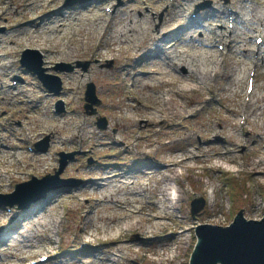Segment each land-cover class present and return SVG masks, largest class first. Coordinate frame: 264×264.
Returning a JSON list of instances; mask_svg holds the SVG:
<instances>
[{"label": "rangeland", "instance_id": "rangeland-1", "mask_svg": "<svg viewBox=\"0 0 264 264\" xmlns=\"http://www.w3.org/2000/svg\"><path fill=\"white\" fill-rule=\"evenodd\" d=\"M222 1L176 0V7L166 12L159 0H93L81 3L88 6L84 13L64 17L68 18L65 23V35L61 37L64 40L57 42L55 39L59 37L62 27L56 30L57 33L46 30L48 25L42 29L43 25L37 17L43 15L41 6L46 7L52 2L48 7L55 10L60 0H14L11 7H7L4 0H0V28L4 30L0 34V120L2 114L14 115L10 123L0 125V133L5 136L3 139L8 141L6 143L23 147L15 153L0 148V172L9 171L16 180L15 183L19 184L29 181L32 177L41 179L52 174L58 167L53 160L56 154L53 153L79 152L72 160L67 159V165L60 178L81 180L80 184L67 191L51 192L45 208L41 209V205L35 203L31 211L25 214L17 212L13 207L14 219L10 224H6L3 206L0 205V225H5L1 240L7 245L5 247L0 243V264H24L26 260L36 259L38 254H44L45 247L49 245V237L53 238L50 234V224L57 216L63 217L61 227L66 253L47 264H110V257H114L113 253L118 249L123 250L121 264H187L195 242L193 226L196 224L224 227L239 210H243L246 219L259 220L262 217L264 162L258 164L257 161L264 159V58L262 62L257 63L255 69V88L251 98L247 100L249 107L244 132L239 131L236 122L241 104L246 101V77L250 72L252 60L250 52L247 53L246 60L243 57L245 43L248 41L251 49L254 34L260 33L264 38V26L260 27V23L264 24V0H246L247 7H242L243 0H234V7L238 12L235 41L232 46L234 48L226 54L227 70L225 65L218 69L217 73L220 75L214 85H198L191 80L184 81L188 70L182 65L167 69L168 75L162 73V65L158 66V53H155L153 61L156 62L153 66L140 64L139 58L144 52L137 55L135 50L137 46L143 50H154L153 44L159 45L161 42H157L160 37L157 33L161 27V33L166 29L172 30L170 34H166L167 38L172 40L162 45L171 43L169 51L173 49L175 58L176 54L187 53L189 61L198 59L201 50L203 55L208 51L203 48V44L209 40L204 29L215 21L213 8ZM110 2L114 3V9H117L115 19L107 30L100 31L101 24L106 25L107 20H99L97 26L92 25V22L105 13L101 9L111 6ZM142 2L144 4H141ZM144 5H147V9ZM193 5L205 6L198 12L200 21L196 25H189L185 11ZM78 6L79 4H76V7ZM71 7L74 6H66L65 11L68 12ZM122 9L127 16L126 30L132 26L141 31V24H148L147 30L141 32L145 31L146 34L140 35L144 37V41H137L139 36L136 38V34L134 36L131 32L124 34L126 39H108L113 37L114 31L121 26L117 23V18ZM129 18L131 22L128 21ZM51 19L56 20V17L51 16ZM19 21L22 24L14 27L15 22ZM34 22H38L37 28ZM62 25L54 23L49 27ZM258 25L257 29L251 28ZM73 35L83 43L98 46V41L92 40V37L101 35L99 38L102 42L98 51L101 56L105 55V59L99 61L96 56L92 58L95 50H90V44H85L80 54L68 59L47 55L44 50L31 45L39 39L47 38L45 43L48 46L63 48L65 44L70 46L69 39ZM155 37L157 41L150 40ZM30 39L31 44L28 43ZM198 39L200 42H197ZM261 47L264 51V43ZM26 49L37 51L41 55V67L45 69V73L59 78L61 89L57 98L66 108L62 117H55L51 112L57 99H45L40 103L37 100L34 104L39 106L35 109L23 102L24 95L35 88V76L26 68L36 56L28 57L30 62H27V66L15 63L13 69L16 72L11 74L16 73L21 82L15 89H7L9 80L6 78V61L18 60ZM212 49L217 51L216 48ZM111 51L113 52L110 53ZM222 52L226 53L227 50ZM161 54L163 55V52ZM212 60L203 64L200 69L207 71L211 68ZM132 62V68L124 66ZM77 63L87 64L86 68L82 70ZM57 65H60L58 70H65V65H70L72 70L59 72L54 70ZM235 66L237 69L234 70L233 76L240 79L239 83L233 80L226 83V75ZM73 71L81 75L79 79L76 77L81 83L75 102L68 104L69 102L64 103V98H68L69 91L64 88L63 90L62 87ZM152 71L162 74L154 75L153 81L150 76ZM130 73L135 75L133 79L128 78ZM145 82L150 86L144 87ZM88 83L93 85L94 95L100 105L95 114L86 115L83 109V94ZM205 86H210L214 91V99L209 98ZM188 87H194L195 91L189 92ZM161 95L173 101V104L169 105L170 109L161 106ZM155 110H161L166 118L165 122L156 119ZM100 117L105 118L107 123V129L103 131L98 130L95 125L96 119ZM26 134L33 136L34 143L46 140L43 142L46 151L36 155L28 154L24 149L25 142L21 143V138ZM138 135L141 136L140 140H132L133 136ZM113 138L118 144L111 145ZM120 146L129 147L128 150L141 156L143 162L150 165L155 163L156 168H161V173H165L167 169L164 167L167 165L177 172L179 169L184 171V178L177 175L176 188L179 191L177 207L187 228L186 234H180L181 227L175 226L166 210H158L152 203L158 199V188L162 186L158 177L132 178L133 184L129 187L131 193L125 186L129 183V175L108 177L115 171L111 163L117 159L113 154L110 157L103 155L112 153L115 148L121 150ZM225 148L233 149L231 155L224 153ZM140 153H144L143 157ZM192 153L199 154L200 159H194ZM17 156L22 157V163L16 162ZM89 156L94 160L91 164H87ZM180 158L186 159V162H181ZM175 163L178 165L175 166ZM85 164L89 166L86 167ZM138 170L148 171V167ZM121 180L126 181L122 184ZM102 183L106 185H99ZM140 183L146 187L145 193L142 187H139ZM13 191L14 188H6L5 183L0 180L1 194H10ZM198 196L205 199V205L198 215H195V220H192L189 202ZM145 201L146 205L139 207ZM166 204L165 202L164 205ZM136 210L137 213L128 214ZM153 215H162V220H153ZM121 224H127L132 233L123 236L119 230ZM173 240L180 241L178 260L172 259L170 254ZM100 242L102 247L95 248V243ZM80 243L87 246L84 253L76 252Z\"/></svg>", "mask_w": 264, "mask_h": 264}, {"label": "bare ground", "instance_id": "bare-ground-1", "mask_svg": "<svg viewBox=\"0 0 264 264\" xmlns=\"http://www.w3.org/2000/svg\"><path fill=\"white\" fill-rule=\"evenodd\" d=\"M247 1H249V0H247ZM245 2H246V0H243L242 1V7H247L246 4H245ZM48 6L49 5L46 6L47 8L44 7V6H41V8L44 10V12H43V15L42 16L37 17V20H40V24L42 23V25H43L42 26V29L46 28L45 26L48 25V27L46 28V30H49V31L51 30L53 33H57L56 30L58 28L62 27V30L59 31V34H58L59 37L57 39H55V41H57V42L58 41H63L64 39H61V37H63L62 35H65V33H64V30L66 28V24L65 23L68 20V18L64 19V16H67V15L61 14V13H58L57 15H55V12L54 11H49V7ZM72 11H73V9H72ZM79 11L81 12V11H83V9H79ZM204 11H206V10H204ZM51 16H55V17L56 16H60V18L59 19H56V20H52L51 19ZM234 16H236V18L234 17V20L235 21H233V23H235V22L238 23V12L237 11H235ZM125 17L127 18L124 10L122 9V12L118 13V18H117V23L118 24H121V26L114 31L115 32V35L113 37L108 38V39H111L112 41L113 40H117L119 38L126 39L127 37H125L124 34L125 33L128 34L130 32L133 33L134 36L136 34V38H137L140 34H142L141 33L142 30H145V31L147 30L148 24H146V23L141 24V26H142L141 31H139L137 28H134L132 26L129 27L126 30V26L127 25L125 24V22H126ZM103 18H104L103 15H101L99 17H96V19L92 22V25L97 26V22L99 20L103 19ZM219 18H220L219 23L222 24L223 23V20L225 18L228 19V16L227 15H225L224 17H221L220 16ZM33 19H36V17L35 18L33 17ZM197 20L199 22V19H197ZM128 21L131 22V19L129 18ZM54 23L55 24H59V25H61V23H62L63 25L62 26H58L56 28L49 27V26H53ZM196 23H195V25H196ZM261 25L264 26V24L260 23V27H262ZM160 26L163 27L162 24ZM258 27H259V25L258 26H252L251 28L257 29ZM204 30L207 32V29H204ZM95 31H97V29H95ZM145 31H143L144 34H145ZM160 31H162L161 30V27H160ZM8 32H10V31H8ZM83 32H84V30H83ZM171 32H172V30L166 29V31L164 33V37L161 40L160 44L159 45L158 44H153L154 45V50L156 51V53L159 54V56L157 57L158 66H160V64L162 65L160 71L162 73H165L166 75H168L169 73H166V70L167 69H170V68L175 67V66L182 65V66H184V68L186 67V69L188 70V72H186L187 75H186V78L184 79V81H190L191 80V81H194L195 83H198V85H204V84H206L207 83V80H208V76L210 77V73L208 74V71H205L204 68H202V69H200V68H201V66L203 64L205 65V64L208 63V61H210L212 59H215L217 57V55L215 54V52L213 50H208L203 55L202 54V50H201L200 51V54L198 55L199 58L198 59H192L190 61H189V55L187 53H179V54H176V57L177 58H175V55L172 54V50L173 49L171 51H169V49L172 47V44L171 43H168L166 45H162V43H166V41H171L172 40L170 38H167V35L170 34ZM215 33H218V36L213 37L212 40H214L216 38H219V36H221V37H223V39H225L224 35H222V29L219 30V31H216ZM100 36H98V37L97 36L96 37H92V40H97L98 41L99 46L98 45H95L93 43H83V41L77 40L76 35H73V36L70 37V39H69L70 46H66V44H65V45H63V48H60L59 46H50V45L48 46L45 43L46 42L45 39H47V38H45V39H39V40H37L34 43H32V41L30 39V40H28V43H30V44L32 43L31 45H33L34 47H37V49L44 50L45 53L47 52L46 53L47 55L59 56V57H62L64 59L74 58L75 55L81 53V51H82L81 49H82V47L85 44H90V46H89L90 47V50L91 49L95 50L94 55L92 56V58L94 56H96L97 57L96 58L97 60L103 61L105 59V55L101 56L99 54V51H98L100 49V44L102 42V39L99 38ZM230 36L231 37H235V30L234 29L231 30ZM150 40L153 41L154 38H150ZM230 40H231L230 43L235 41V39H230ZM127 42L129 43L130 40H128ZM197 42H200V40L197 41ZM245 44H246V47H245V53L243 54V57L246 60V58L248 57V54L247 53L250 52L251 49L249 48L250 46H249V42L248 41H246ZM231 46H233V45L231 44ZM232 48H234V47H232ZM232 48H230V49H232ZM114 49H116V47H114ZM112 50H113V48H112ZM138 51L139 50H137V52ZM232 51L236 52V50H232ZM112 52L113 51H111L110 53H112ZM161 52H163V55L161 54ZM227 52H229V49H227ZM110 55L112 56V54H110ZM257 58H259L260 61H263L264 55H262L260 57L257 56ZM112 59H114L113 56H112ZM150 59H152V58H150ZM175 60H176V62H175ZM225 61H227L226 58H225ZM155 62L156 61H151L150 66H153ZM227 68L228 67H226L225 70H227ZM236 69H237L236 66L231 68L230 72L225 77V82L226 83H229L231 80L235 81L236 83H239V80L240 79L234 78V76H233L234 70H236ZM223 72H225V71H223ZM162 73L152 71L150 76L153 77V81H154L155 80L154 75H161ZM219 75L220 74H218V76ZM76 77H77L76 76V73H73V74L69 75V77H68L69 80L66 81V84L64 86V89L68 90L69 91V94H70L68 96V98H64V102H66V103L69 102L68 104H73L72 93H74L75 90H78V82H77V78ZM65 78H67V75H65ZM82 79H83V77H82ZM162 83H163V81H161V84ZM145 84L146 85H143L144 87H149L150 86L149 84H147V82H145ZM180 85L182 87L185 86L183 84H180ZM190 90H195V88L194 87H188V91H190ZM50 99L53 100L54 97H51ZM171 104H173V101L171 99H169L167 105H171ZM245 104H248V103H245ZM180 161L184 163V162H186V159L184 160V159H181L180 158ZM152 171H154V170H152ZM166 171H170V174L168 175V177L172 178L170 181H174L176 179V176H175L176 169L171 168V166H168ZM170 175H172V176H170ZM8 177H9V175H8ZM163 184H164L163 187H161L160 190H159V195H160V197H161L162 200H165L166 197H167V191H168V189H170V187L168 186V184L166 183V181ZM102 185L105 186L106 184H103L102 183ZM128 190H130L128 192L131 193V188L128 187ZM79 246H81V243L79 244ZM19 255H20V257H22L21 254H19ZM85 264H89V262L88 263H85Z\"/></svg>", "mask_w": 264, "mask_h": 264}, {"label": "water", "instance_id": "water-1", "mask_svg": "<svg viewBox=\"0 0 264 264\" xmlns=\"http://www.w3.org/2000/svg\"><path fill=\"white\" fill-rule=\"evenodd\" d=\"M197 238L190 264H264V211L259 221L239 212L227 228L201 226Z\"/></svg>", "mask_w": 264, "mask_h": 264}]
</instances>
